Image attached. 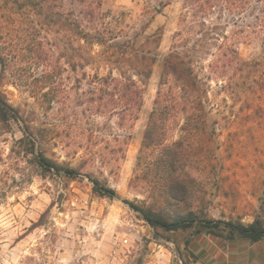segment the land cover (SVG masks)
<instances>
[{"label": "rangeland", "instance_id": "obj_1", "mask_svg": "<svg viewBox=\"0 0 264 264\" xmlns=\"http://www.w3.org/2000/svg\"><path fill=\"white\" fill-rule=\"evenodd\" d=\"M94 3L99 25L121 31L116 42L156 55L130 128L92 82L95 74H119L101 45L47 26L27 0H0V94L19 117L0 110V264H234L225 255L233 245L195 226L152 227L123 200L169 214L195 209L199 217L264 222V34L198 46L206 27L230 34L227 14L206 17L204 27L202 18L192 24L184 0ZM60 4L83 18L79 0ZM83 21L86 30L95 26ZM192 46L203 49L193 69L208 83L209 105L204 131L182 129L181 118L164 129L167 145L180 140L191 152L188 193L177 201L165 196L160 148L141 146L164 56ZM226 46L236 49L240 66L226 59L214 74V56L205 52ZM26 126L35 141L23 134ZM40 154L78 174L42 167ZM88 176L118 198L96 193Z\"/></svg>", "mask_w": 264, "mask_h": 264}, {"label": "trees", "instance_id": "obj_2", "mask_svg": "<svg viewBox=\"0 0 264 264\" xmlns=\"http://www.w3.org/2000/svg\"><path fill=\"white\" fill-rule=\"evenodd\" d=\"M35 15L42 16L47 26L59 29L66 34L75 36L86 44H97L103 47V51L113 65L117 66L118 75L112 73L106 75L95 74L92 82L96 84V90L109 97L108 102L112 106L111 113L122 115V125L130 128L142 105V93L144 81L150 76L151 66L156 61V55L150 52L139 54L134 47L125 45L128 42H116L121 31L113 29L109 25H99V9L94 6L95 0H79L82 5L81 15L94 27L91 30L84 28V19L76 16L72 11H64L60 0H27ZM185 7L189 9L192 24L197 23L206 26L205 18L216 13V19L228 15V20L234 29L230 34L215 30L224 29L225 26L213 25L206 27L204 38L199 45H208L207 40L214 39L221 43L219 45H236L239 40L261 32L264 34V0H184ZM96 5V4H95ZM248 11V15H245ZM250 19L251 21H247ZM226 21V22H227ZM90 24V25H91ZM185 34L188 32H184ZM178 34L181 35L179 32ZM214 34V35H213ZM40 43L33 42L32 45ZM197 44V42H195ZM194 44V45H195ZM131 52V50H133ZM202 53L203 49L192 46L184 51H170L161 64V73L158 89L153 102V108L149 113L148 122L144 131L141 150L148 148H160V159L158 165L163 171V189L165 196L172 200L182 201L188 193V184L183 178L185 172L184 160L191 152L184 147L180 140H175L171 145L165 143L164 129L170 127L181 118V128L193 131L205 130L209 100L207 97L208 83L200 77L193 69V56ZM212 54L214 59L208 65L211 72L219 75L221 62L226 59L240 66L242 59L234 47L226 46L224 49L218 47V54ZM37 56V55H36ZM1 57V56H0ZM129 69L133 70L135 76L130 75ZM224 72V71H223ZM120 111H116L117 109ZM0 110L11 112V118L19 120L16 112L4 101L0 94ZM3 112V114H4ZM29 140L35 141L31 136L29 127L22 130ZM127 138H130L127 136ZM33 143V142H32ZM126 143V142H125ZM122 150V148H121ZM39 164L44 168H54L62 171L68 176L78 174L76 169L63 167L49 161L45 156L39 155ZM96 193L104 194L111 198H118L115 190L100 185L96 178L88 176ZM130 208L136 211L150 226L161 228L165 231L187 229L195 226L196 233L212 235L223 241V246L233 245L240 240L255 243L264 240V222L255 218L251 223L244 224L240 221L212 219L199 217L195 209H187L183 213L169 214L167 211H158L152 207H140L131 201L123 200Z\"/></svg>", "mask_w": 264, "mask_h": 264}, {"label": "crops", "instance_id": "obj_3", "mask_svg": "<svg viewBox=\"0 0 264 264\" xmlns=\"http://www.w3.org/2000/svg\"><path fill=\"white\" fill-rule=\"evenodd\" d=\"M232 248L225 251V255L233 258L234 264H264V240L255 243L240 240Z\"/></svg>", "mask_w": 264, "mask_h": 264}]
</instances>
